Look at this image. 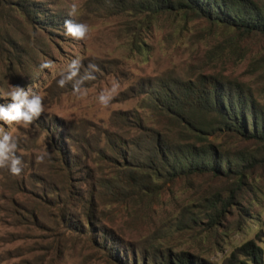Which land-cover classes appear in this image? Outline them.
Listing matches in <instances>:
<instances>
[{"label":"rangeland","instance_id":"1","mask_svg":"<svg viewBox=\"0 0 264 264\" xmlns=\"http://www.w3.org/2000/svg\"><path fill=\"white\" fill-rule=\"evenodd\" d=\"M37 2L47 21L62 16L64 22L88 24L90 31L86 40H76L65 35V27L58 31L12 4L0 8V105L11 102L3 96L16 85L31 87L45 105L28 127L0 122L17 138L23 161L19 176L0 168V264H143V258L147 264L154 255L184 253L228 264L264 230V173L257 170L243 187L242 202L251 215L241 230L235 207L222 226L211 229L207 202L218 194L227 199L237 181L197 177L167 186L158 181L152 192L129 189L116 199L110 195L116 188L112 179L129 158L119 147L121 156L113 154L107 139L118 133L111 121L115 113H132L143 104L140 84L171 75L189 78L205 67L209 73L224 71L264 106V38H236L230 29L182 14L137 16L126 6L114 8L113 0ZM73 3L77 13L69 16ZM215 52L223 56L211 70L208 56ZM76 58L82 61L79 75L60 87L61 73ZM45 61L52 67L41 70ZM90 64L99 70H90ZM88 72L94 78L83 81L87 95L81 98L73 84ZM114 83L119 88L105 108L98 96ZM141 114L150 119L147 111ZM219 144L229 152L255 149L226 135ZM43 152L49 157L37 163ZM258 244L264 249V241Z\"/></svg>","mask_w":264,"mask_h":264},{"label":"trees","instance_id":"2","mask_svg":"<svg viewBox=\"0 0 264 264\" xmlns=\"http://www.w3.org/2000/svg\"><path fill=\"white\" fill-rule=\"evenodd\" d=\"M37 1L0 0V8L12 4L28 16H39L44 18L41 22L59 26L56 30L60 31L64 27L63 17L56 16V22L47 21L48 16ZM112 4L114 8L126 6L125 11H133L137 16L148 14L153 19L182 14L186 20L202 19L230 29L236 38H264V0H113ZM135 39H138L136 35ZM227 43L232 46V38ZM141 44L135 41L137 49L142 48ZM217 56L216 52L208 56V69L212 70L223 54ZM206 68L192 72L189 78L171 75L140 84L137 93L144 101L139 109L114 114L111 121L118 133L108 135L107 146L118 156L121 154L117 147L126 151L129 162L113 177L116 188L110 195L120 199L129 189L152 192L158 181L165 186L190 182L197 177L237 181L227 199L215 195L207 202L206 209L212 229L222 226L226 216L237 208L235 225L241 230V224L251 215L250 208L242 202L246 193L243 187L257 170L264 173V106L252 91L231 81L224 71L209 73ZM141 111H147L150 119H145ZM224 135L251 143L255 149L229 152L227 145L219 144ZM89 205L94 207L93 199ZM193 222L198 221L193 219ZM262 241L264 230L255 240L239 247L228 264H264V249L258 244ZM142 262L146 264L144 258ZM147 264L208 263L184 253L154 255Z\"/></svg>","mask_w":264,"mask_h":264},{"label":"clouds","instance_id":"3","mask_svg":"<svg viewBox=\"0 0 264 264\" xmlns=\"http://www.w3.org/2000/svg\"><path fill=\"white\" fill-rule=\"evenodd\" d=\"M77 13V5L75 3L70 5L68 12L69 16H75ZM64 27L66 29L65 35L76 40H86L89 35V25L86 23H77L71 19L65 20ZM52 63L45 61L40 65V69H50ZM82 67L80 58L73 59L65 72L61 73V78L58 81L60 87H64L66 83L75 80L79 75ZM92 71H98V67L94 64L88 65ZM94 78L91 72L85 74L84 77L76 80L73 84L74 93L81 98L87 95V89L81 87L86 79ZM118 84H113L110 89L102 91L98 96V101L103 107H108L114 98ZM10 98V103L0 105V122L4 125L12 126L19 125L28 127L32 125L43 113H45V105L43 97L34 92L31 87H21L19 85L11 86L4 96ZM18 140L12 132L5 130L0 126V168H7L13 176L21 175L23 171V161L21 156L17 155ZM49 157V153L43 152L36 156L37 163H43L45 158Z\"/></svg>","mask_w":264,"mask_h":264}]
</instances>
